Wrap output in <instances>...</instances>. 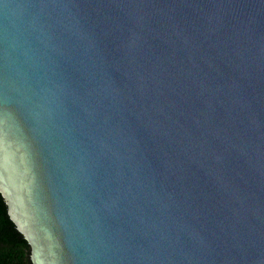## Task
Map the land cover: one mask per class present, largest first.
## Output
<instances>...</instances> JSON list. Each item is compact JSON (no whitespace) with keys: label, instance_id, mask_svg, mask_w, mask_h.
I'll return each instance as SVG.
<instances>
[{"label":"water","instance_id":"1","mask_svg":"<svg viewBox=\"0 0 264 264\" xmlns=\"http://www.w3.org/2000/svg\"><path fill=\"white\" fill-rule=\"evenodd\" d=\"M0 195L31 264H264V0H0Z\"/></svg>","mask_w":264,"mask_h":264},{"label":"trees","instance_id":"2","mask_svg":"<svg viewBox=\"0 0 264 264\" xmlns=\"http://www.w3.org/2000/svg\"><path fill=\"white\" fill-rule=\"evenodd\" d=\"M0 264H31L29 246L9 219L0 195Z\"/></svg>","mask_w":264,"mask_h":264}]
</instances>
